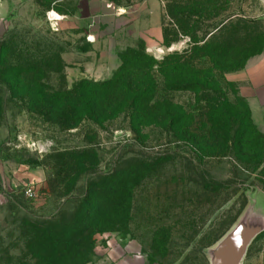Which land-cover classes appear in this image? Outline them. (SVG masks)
I'll return each instance as SVG.
<instances>
[{"label": "rangeland", "instance_id": "1", "mask_svg": "<svg viewBox=\"0 0 264 264\" xmlns=\"http://www.w3.org/2000/svg\"><path fill=\"white\" fill-rule=\"evenodd\" d=\"M190 5L209 8L193 17L199 40L226 20L206 44L178 34L169 15L170 6L191 26L180 15ZM165 31L178 40L166 45ZM6 38L24 58L27 46L34 56L50 46L54 71L43 82L53 88L121 73L118 90L128 78L148 87L137 102L136 94L114 99L111 86H95L83 119L46 113L37 95L11 92L0 74V264L32 262L24 233L31 220L72 213L84 201L98 212L99 231L82 242L94 245L87 264H211V250L239 222L262 223L264 133L248 129L242 143L228 144L247 102L241 83L226 79L264 60V0H0V44ZM176 51L199 71L169 67L167 85L155 67L152 88L146 72L154 61L144 55L160 63ZM209 72L208 88L201 80ZM252 108L264 130V112ZM262 254L264 231L241 264Z\"/></svg>", "mask_w": 264, "mask_h": 264}, {"label": "trees", "instance_id": "2", "mask_svg": "<svg viewBox=\"0 0 264 264\" xmlns=\"http://www.w3.org/2000/svg\"><path fill=\"white\" fill-rule=\"evenodd\" d=\"M207 3H212L213 0H206ZM198 6V7H197ZM208 7L199 6V5H190L189 8L183 9L180 13L182 17L186 16L190 21H193V25L191 26H182V23L178 20V15L172 7H168V12L173 20H176V27L178 34L190 35L191 41L194 43H198L200 41H205V44L208 42L210 37L214 36L217 32H220L223 28V24L226 20H222L221 22L215 23L211 26L210 30H206L204 34V39L199 40L198 36H196L197 31H199L198 22L193 20V17L203 16L204 13L208 12ZM178 38L170 39L167 32H164V43L170 46L173 42H176ZM21 46V45H20ZM20 46L17 45L11 39H5L0 44V74L2 78V85L7 87L11 92L17 93V91H21L23 93H27L29 95H37L40 100L37 104L38 108L42 109L46 113H56V115H62L67 113H77L78 116L85 118H90V113L92 111V104H90L89 97L90 90L97 87L111 86L112 88V98L114 96H118V94L129 92L130 94L137 95V102L141 100V97L146 94L145 80L142 79L137 81H130L129 78L123 82V85L118 88V78L122 75H116L110 81L105 83H90L88 81H81L77 83L72 88H68L67 86H62L60 88H53L46 81L48 78L49 72H53L52 70L55 60L51 58L50 46H45L44 49H41L39 45L38 56H34L30 54V50L34 49V47L27 46V54L29 55L27 58L23 57V50L20 49ZM148 60L154 61L151 66L148 67V71L146 72L148 75L147 78L150 80V84L152 83V88H157L156 80L153 76V69L158 67L159 73L164 77L165 82L169 85L170 76L167 74V69L169 67H173L174 69L178 68L181 64L188 65V61L185 60L184 57H180L178 51L168 55L163 61L160 63L153 60L152 57L144 55ZM61 60V57H60ZM185 61V62H184ZM191 63V61H189ZM61 67V65H60ZM188 67L192 68L193 71H199V68H196L195 65L189 64ZM124 72V71H121ZM210 75L205 76L201 80L203 85L209 88L211 84L210 78H213V72H209ZM33 75V76H31ZM33 77V82H27L28 78ZM200 82V81H199ZM116 83L117 85H114ZM195 83V81H194ZM116 86V91H113V87ZM193 86V84L191 85ZM0 89V118L3 115V100H2V92ZM155 93V90H154ZM154 97V96H153ZM115 99V98H114ZM114 99H110L111 102H114ZM118 100V99H117ZM214 102L211 107L215 108L218 105V100H213ZM245 102V101H244ZM211 103V102H210ZM246 103V102H245ZM226 106L230 107L233 104L225 99L223 103ZM224 107V111L226 108ZM247 108L245 116H244V124L242 126L241 131L236 133V137L231 136V133H228L227 142L228 144L234 143L235 145H239L243 142L245 138V133L248 129L255 132L257 136H261V132L254 124L251 111L248 104H245ZM227 114V113H226ZM241 114L237 115L238 119H241ZM228 148V146H227ZM118 199V198H117ZM110 200V198H109ZM122 200V198H121ZM121 200L117 201V207H121L123 202ZM107 202V200H106ZM98 212L94 211L87 204V201H84L81 204L80 209L72 212V213H64L61 212L59 214L53 215L51 218L46 219L44 221L31 220L29 226L31 227V231L25 230V236L27 239V248L28 250L33 249L32 253V262H19L20 264H87L88 259L85 257V252H91V249L94 247L93 242L84 249L82 242L87 239V235L92 239L93 235L96 232H99L96 228V225H93V219L97 215ZM93 228V230H91ZM37 250V252H36ZM84 251V252H83ZM84 254V256H83ZM83 257V258H82Z\"/></svg>", "mask_w": 264, "mask_h": 264}, {"label": "water", "instance_id": "3", "mask_svg": "<svg viewBox=\"0 0 264 264\" xmlns=\"http://www.w3.org/2000/svg\"><path fill=\"white\" fill-rule=\"evenodd\" d=\"M263 231L264 217L262 223L258 224L239 222L211 250V264H241L250 245Z\"/></svg>", "mask_w": 264, "mask_h": 264}, {"label": "crops", "instance_id": "4", "mask_svg": "<svg viewBox=\"0 0 264 264\" xmlns=\"http://www.w3.org/2000/svg\"><path fill=\"white\" fill-rule=\"evenodd\" d=\"M226 80L240 82L241 95L251 105L250 109L252 104H255V109L258 108L264 112V60L253 63L249 61L244 69L231 73ZM256 104H260V106L258 107ZM250 111L254 124L264 133L263 126L256 119L254 108ZM247 259L249 260L248 264H264V254L252 255Z\"/></svg>", "mask_w": 264, "mask_h": 264}, {"label": "bare ground", "instance_id": "5", "mask_svg": "<svg viewBox=\"0 0 264 264\" xmlns=\"http://www.w3.org/2000/svg\"><path fill=\"white\" fill-rule=\"evenodd\" d=\"M53 14H54V17H55V16H56L57 18L60 17V15L58 14V12H55V11H54Z\"/></svg>", "mask_w": 264, "mask_h": 264}, {"label": "built area", "instance_id": "6", "mask_svg": "<svg viewBox=\"0 0 264 264\" xmlns=\"http://www.w3.org/2000/svg\"><path fill=\"white\" fill-rule=\"evenodd\" d=\"M30 192H32V191H30Z\"/></svg>", "mask_w": 264, "mask_h": 264}]
</instances>
